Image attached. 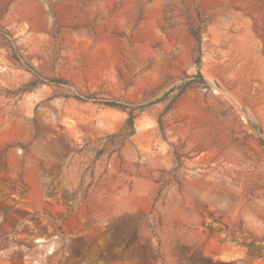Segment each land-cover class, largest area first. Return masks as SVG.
Segmentation results:
<instances>
[{
    "label": "rangeland",
    "instance_id": "1",
    "mask_svg": "<svg viewBox=\"0 0 264 264\" xmlns=\"http://www.w3.org/2000/svg\"><path fill=\"white\" fill-rule=\"evenodd\" d=\"M0 264H264V0H0Z\"/></svg>",
    "mask_w": 264,
    "mask_h": 264
},
{
    "label": "trees",
    "instance_id": "2",
    "mask_svg": "<svg viewBox=\"0 0 264 264\" xmlns=\"http://www.w3.org/2000/svg\"><path fill=\"white\" fill-rule=\"evenodd\" d=\"M129 121L132 122V118H130Z\"/></svg>",
    "mask_w": 264,
    "mask_h": 264
}]
</instances>
